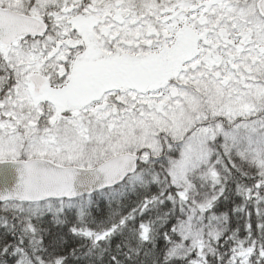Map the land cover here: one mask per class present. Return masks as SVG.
I'll use <instances>...</instances> for the list:
<instances>
[{
	"label": "snow or ice",
	"instance_id": "snow-or-ice-1",
	"mask_svg": "<svg viewBox=\"0 0 264 264\" xmlns=\"http://www.w3.org/2000/svg\"><path fill=\"white\" fill-rule=\"evenodd\" d=\"M0 264H264V0H0Z\"/></svg>",
	"mask_w": 264,
	"mask_h": 264
}]
</instances>
